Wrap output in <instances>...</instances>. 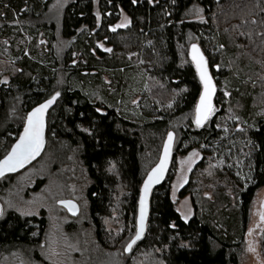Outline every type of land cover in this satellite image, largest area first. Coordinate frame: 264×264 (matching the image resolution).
I'll return each instance as SVG.
<instances>
[{
  "label": "trees",
  "instance_id": "obj_1",
  "mask_svg": "<svg viewBox=\"0 0 264 264\" xmlns=\"http://www.w3.org/2000/svg\"><path fill=\"white\" fill-rule=\"evenodd\" d=\"M52 2L0 0V160L28 114L58 92L46 112L45 147L50 140L77 151L92 181L90 218L108 248L123 238L107 232L110 220H120L121 232L137 230L145 170L173 131L174 156L199 154L180 190L194 215L185 221L172 200L173 161L126 264H238L264 187V0H72L58 23L48 17ZM194 4L200 21L188 19ZM123 14L129 23L117 27ZM194 43L216 85L202 126L193 117L202 92L189 56ZM137 98L144 114L133 109ZM45 227L44 218L9 212L0 220V254L38 245Z\"/></svg>",
  "mask_w": 264,
  "mask_h": 264
},
{
  "label": "rangeland",
  "instance_id": "obj_2",
  "mask_svg": "<svg viewBox=\"0 0 264 264\" xmlns=\"http://www.w3.org/2000/svg\"><path fill=\"white\" fill-rule=\"evenodd\" d=\"M72 0H53L49 8L51 20L58 23L66 6ZM204 18L202 9L194 4L188 11V19L200 21ZM129 23L123 14L117 27H125ZM6 24V23H5ZM0 20V27L5 25ZM63 41H60L62 45ZM65 44V45H64ZM66 46L67 44L64 43ZM60 46L61 48H64ZM98 46L108 52L109 47L104 42ZM78 62L74 56L72 64ZM217 71L219 66H215ZM4 78V82L8 81ZM141 98L134 101L136 110L144 114ZM100 113L105 110L99 108ZM130 112V111H129ZM16 114V113H15ZM19 117V114L15 115ZM195 119V113H193ZM26 121V118H25ZM10 150L7 152V154ZM148 162L152 157L146 155ZM199 159L197 150L174 156V179L171 185V196L176 210L185 221L194 215V207L189 196L180 197V190L188 182L190 173ZM172 161V162H173ZM156 164V162H155ZM150 168L145 170L146 175ZM92 181L77 151L70 146L48 141L45 151L21 171L7 175L0 180V220L9 212H16L23 217H37L46 220V227L41 240L36 246L12 247L0 254V264H126L133 251L126 252L127 245L136 235L135 229L120 231V220H110L107 232L123 233L116 244L111 247L103 246L97 239L95 227L90 218L88 190ZM61 200H73L79 206V214L71 216L59 205ZM116 217V216H115ZM114 217V218H115ZM264 187L256 193L253 201L248 224V232L238 264H264ZM117 219V217H116ZM38 234V223L34 225ZM143 262H139L141 264ZM145 263V262H144Z\"/></svg>",
  "mask_w": 264,
  "mask_h": 264
},
{
  "label": "snow or ice",
  "instance_id": "obj_3",
  "mask_svg": "<svg viewBox=\"0 0 264 264\" xmlns=\"http://www.w3.org/2000/svg\"><path fill=\"white\" fill-rule=\"evenodd\" d=\"M192 59L196 63L197 70L200 73V79L204 84V93L200 97V103L196 107V123L201 124L208 118L213 110L212 106V94L215 90V86L212 83V79L208 74L206 63L203 55L199 52L196 45H192ZM59 96L57 92L51 99L40 105L28 114L27 124L24 128V134L20 137V140L12 148V151L5 156L3 160H0V175L5 171H14L17 167H22L29 159L38 155L44 144V113L47 107ZM169 142L172 140V133L168 134ZM168 146L165 149V161L167 159ZM165 161L161 162V165L157 169L153 170V174L149 175L148 180L145 181V194L153 182L154 175L159 172L162 174L163 165ZM158 178V177H157ZM61 204L69 205V211H75L76 205L71 201H59ZM141 208V222L140 231L136 233V239L140 238L143 231L144 221V198H142ZM264 219V217H262ZM135 243V239L127 245V249L131 250L132 244Z\"/></svg>",
  "mask_w": 264,
  "mask_h": 264
},
{
  "label": "water",
  "instance_id": "obj_4",
  "mask_svg": "<svg viewBox=\"0 0 264 264\" xmlns=\"http://www.w3.org/2000/svg\"><path fill=\"white\" fill-rule=\"evenodd\" d=\"M192 45H196L197 48L199 49V52L203 55L204 57V60H205V63H206V67H207V70H208V74L210 75L211 79H212V83L214 84L215 86V90L212 94V106L214 108V99H215V96H216V85H215V81L212 77V74H211V71H210V68H209V65H208V61H207V58L205 56V54L203 53L201 47L199 44L197 43H194ZM192 45L190 46V49H189V56H190V59L191 61L193 62L196 70H197V67H196V63L193 61L192 59ZM197 73H198V76L200 78V73L199 71L197 70ZM201 80V79H200ZM202 83V92H201V95H203L204 93V84L203 82L201 81ZM200 95V97H201ZM56 100V99H55ZM55 100L47 107V109L45 110V113H44V144H43V147L42 149L40 150L39 154L38 155H35L34 157H32L31 159H29L22 167H17L14 171H5L2 175H0V180L7 176V175H10V174H14V173H17L19 171H21L22 169H24L26 166H28L31 162L35 161L38 156L41 154V152L43 151L44 147H45V133H46V112L48 110V108L55 102ZM200 103V98L198 100V103L197 105ZM196 105V107H197ZM38 108V107H37ZM36 109V108H35ZM33 111V110H32ZM31 111V112H32ZM30 112V113H31ZM213 112V110H212ZM212 112L211 114L208 116V118L206 120H204L201 124H199L198 126H202L204 125L208 120L209 118L211 117L212 115ZM195 122H196V110H195ZM26 124H27V121H26ZM25 124V126H26ZM197 124V123H196ZM24 126V128H25ZM24 128H23V131L21 133V136L24 134ZM169 133H172V140L171 142H169V138H168V135L164 141V144H163V147H162V151H161V155H160V158L157 162V164L150 170V172L146 175L144 181H143V184H142V188H141V194H140V200H139V207H138V215H137V232L140 231V222H141V208H142V198H144V204H143V207H144V221H143V231L140 235V238L139 239H136V235L132 238L131 241H133L135 239V243L132 244V247H134L140 240L143 239V237L145 236L146 234V231H147V222H148V217H149V213H150V200H151V196H152V193L154 191L155 188H157L158 186H160L166 179L167 175H168V171L171 167V164H172V161H173V157H174V147H175V140H176V135L173 131L169 132ZM20 136V137H21ZM20 140V138L18 139V141ZM17 141V142H18ZM17 142L13 145V147L17 144ZM166 146H168V151H167V159L165 161V149H166ZM12 147V148H13ZM12 151V149L10 150V152ZM9 152V153H10ZM8 153V154H9ZM7 154V155H8ZM4 159V158H3ZM162 161H165L164 165H163V171H162V174L157 172L155 175H154V179H153V182L150 184V187L147 191V194H145V188H144V185H145V181L148 180V177L149 175L153 174V170L154 169H157L158 166L161 165V162ZM158 177V178H157ZM64 201H71L73 204L76 205V210L75 211H69V205H66V204H61L59 203V205L63 208H65L67 210V212L71 215V216H77L79 214V206L78 204L73 201V200H64ZM136 232V233H137ZM130 241V242H131ZM129 242V243H130ZM130 250L126 249V252L129 253Z\"/></svg>",
  "mask_w": 264,
  "mask_h": 264
},
{
  "label": "bare ground",
  "instance_id": "obj_5",
  "mask_svg": "<svg viewBox=\"0 0 264 264\" xmlns=\"http://www.w3.org/2000/svg\"><path fill=\"white\" fill-rule=\"evenodd\" d=\"M156 164H157V163H156ZM156 164H155V165H156ZM155 165H154V166H155ZM154 166H153V167H154ZM153 167H152V168H153ZM152 168H151V169H152ZM149 172H150V171H149ZM149 172H148V173H149ZM148 173H147V174H148ZM10 175H11V174H10Z\"/></svg>",
  "mask_w": 264,
  "mask_h": 264
}]
</instances>
